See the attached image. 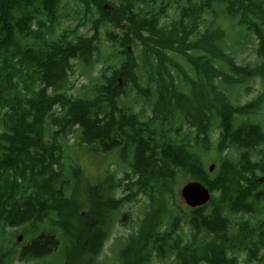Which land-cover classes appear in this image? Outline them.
I'll return each instance as SVG.
<instances>
[{
    "label": "trees",
    "instance_id": "16d2710c",
    "mask_svg": "<svg viewBox=\"0 0 264 264\" xmlns=\"http://www.w3.org/2000/svg\"><path fill=\"white\" fill-rule=\"evenodd\" d=\"M78 1L92 15L91 35L78 33L81 22L56 33L62 0H0V264H54L46 259L59 249L56 264H102L115 216L138 192L149 202L118 249L119 264L170 257L238 264L241 253L257 259L264 219L231 222L227 211L251 213L264 201V91L245 104L231 97L239 100L252 80L264 87V0H180L163 24L166 0ZM228 21L239 36L254 38L257 61L238 62ZM74 59L88 67L103 62L95 96L68 95ZM131 87L150 108L147 119L123 106ZM186 124L188 134L177 140ZM72 134L85 144L75 146L104 153L96 159L120 155L132 171L99 184L79 166L67 169L64 142ZM203 152L221 157L214 174ZM178 178L203 181L215 192L211 202L183 210ZM124 181L131 194L105 201ZM107 212L114 215L106 226ZM182 220L192 229L188 242ZM7 228L16 229L15 246L4 248ZM21 234L29 240L22 247Z\"/></svg>",
    "mask_w": 264,
    "mask_h": 264
},
{
    "label": "rangeland",
    "instance_id": "374dc122",
    "mask_svg": "<svg viewBox=\"0 0 264 264\" xmlns=\"http://www.w3.org/2000/svg\"><path fill=\"white\" fill-rule=\"evenodd\" d=\"M161 2L162 0H158ZM171 1L172 6L168 9L167 14L161 18V24H163L164 21H168L172 18H174L177 13V0H166ZM61 8L59 11V23L56 26V33L60 34L61 32H64V29L73 28L78 23H82V26L80 30L78 31L79 34H86L91 35L92 34V25H91V17L92 15H88L86 18L83 15V7H81V4L78 0H62ZM80 11V12H79ZM95 16H97V9L94 8L93 10ZM226 26H230L231 22L228 21L225 23ZM229 29V38L231 43H235L237 48V58L239 63H254L257 61V56L255 52L256 48V41L253 37H246V34H242V36H239L237 33V28L234 27H227ZM201 30H205V26L201 24ZM111 48H106L103 50L109 51ZM74 70L72 71L69 81H70V87L67 91L68 95L72 98H90L92 96H95L97 94V85H99L102 81V69H103V62L97 63L95 65H92L93 67L86 66L81 60L74 59ZM173 69L169 68V72L173 74ZM138 74L140 75V71H138ZM176 80H178L176 78ZM144 82V81H142ZM95 86V91H93V88ZM242 95L241 98L235 99L233 95H231L232 100L236 103L240 102L242 104H245L254 98L258 97L260 93L264 91V87L262 86L259 79L249 81L246 83L242 88ZM233 94V93H232ZM125 104L123 106L130 105L135 111L139 112L141 117L143 119H147V117L151 116L152 113L150 111V108L146 106L145 102L143 100L139 99V95L137 94L134 87L130 88L129 94L127 96ZM262 115L263 117H260L258 121H260L264 125V106H262ZM59 111H62L59 108ZM188 125L186 124L183 126L182 129V135L178 136L176 139L181 140L183 138V135L188 134ZM218 132L214 133L212 136V139L215 141L217 139ZM82 144L79 140V134H72L69 135L68 140L64 142V147L66 150V160L68 161V164L66 167L69 169L70 165L79 166L85 176L87 178H91L94 181H97L99 179V184H102L106 177L110 176L111 174L114 175L116 180L121 179L126 175V173L132 171L129 164L127 162H124L120 155L116 154H109L104 155L98 160L99 158L96 156L97 154H104L100 153L98 151H95L94 148L87 149L85 147L75 146L76 143ZM213 155V156H212ZM207 154L203 152L204 157V163L207 162V166H209L212 162L214 157L216 158L215 154ZM98 160V161H97ZM91 161H93L96 166H91ZM211 161V162H210ZM98 183L95 182L90 185H97ZM181 185L184 184L183 181L180 182ZM179 184V185H180ZM127 181H124L114 192H111L112 195H109L108 193H105V201L109 200L110 198H121L127 194H131L130 191L126 188ZM89 187V189H90ZM180 188V187H179ZM179 188L177 187L176 191H178V203L182 206H185L183 201L181 200L180 194H179ZM133 190H138V186H134ZM90 202V201H89ZM148 200L147 198L142 194H138L135 198H133L132 201H130L124 208L121 209V211L116 214L113 230L110 239L107 241V243L104 246L103 249V255L100 257V262L102 264H119L120 260L117 256V246L129 235L136 232L140 225V220L144 215L145 210L147 209ZM89 206H85V209H88ZM127 214V215H126ZM114 214L107 212L106 213V221L110 219ZM238 218L234 217L233 222H235ZM107 226V223H106ZM186 230L188 231V227L185 225ZM16 231L15 228H7V236L5 237L3 241L2 246L4 248L10 247L11 245H14V239L12 233ZM13 237H12V236ZM189 236V235H188ZM28 242V239L25 235H23V239L20 242V245H24ZM15 246V245H14ZM247 256L246 254L240 255V263L239 264H264V251L262 253L261 258L256 263H249L246 260ZM56 260L59 261V263L62 260V256L55 255L51 257L50 259L47 258V261L49 262H55ZM36 264H44L43 261H38ZM154 264H175L174 258H166L164 260H158L155 259Z\"/></svg>",
    "mask_w": 264,
    "mask_h": 264
},
{
    "label": "water",
    "instance_id": "95a60500",
    "mask_svg": "<svg viewBox=\"0 0 264 264\" xmlns=\"http://www.w3.org/2000/svg\"><path fill=\"white\" fill-rule=\"evenodd\" d=\"M128 50L131 52V47H129ZM120 83H122L121 79ZM214 167L215 165H211V170H213ZM182 195L191 206H201L207 203L211 198L209 190L198 181H193L185 185L182 189ZM21 240L22 236L19 237V241Z\"/></svg>",
    "mask_w": 264,
    "mask_h": 264
}]
</instances>
